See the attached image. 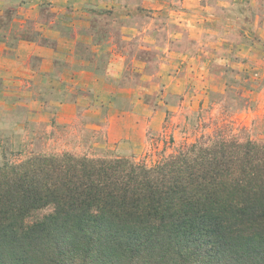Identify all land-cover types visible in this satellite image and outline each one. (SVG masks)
Returning <instances> with one entry per match:
<instances>
[{
  "label": "rangeland",
  "instance_id": "rangeland-1",
  "mask_svg": "<svg viewBox=\"0 0 264 264\" xmlns=\"http://www.w3.org/2000/svg\"><path fill=\"white\" fill-rule=\"evenodd\" d=\"M221 127L264 140V0H0V167L152 165Z\"/></svg>",
  "mask_w": 264,
  "mask_h": 264
},
{
  "label": "trees",
  "instance_id": "trees-1",
  "mask_svg": "<svg viewBox=\"0 0 264 264\" xmlns=\"http://www.w3.org/2000/svg\"><path fill=\"white\" fill-rule=\"evenodd\" d=\"M0 264H264V140L221 127L152 165L0 167Z\"/></svg>",
  "mask_w": 264,
  "mask_h": 264
}]
</instances>
